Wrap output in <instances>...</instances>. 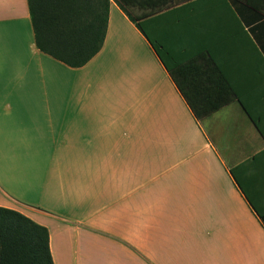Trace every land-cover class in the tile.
Listing matches in <instances>:
<instances>
[{
    "label": "crops",
    "instance_id": "1",
    "mask_svg": "<svg viewBox=\"0 0 264 264\" xmlns=\"http://www.w3.org/2000/svg\"><path fill=\"white\" fill-rule=\"evenodd\" d=\"M82 1L91 18L107 12L106 34L72 67L38 47L28 0H0V206L48 229L54 264H264L253 10ZM214 65L235 97L199 119L179 83L203 100Z\"/></svg>",
    "mask_w": 264,
    "mask_h": 264
},
{
    "label": "trees",
    "instance_id": "2",
    "mask_svg": "<svg viewBox=\"0 0 264 264\" xmlns=\"http://www.w3.org/2000/svg\"><path fill=\"white\" fill-rule=\"evenodd\" d=\"M239 1L234 2L235 7L239 11L240 3L250 7L255 13L251 21L256 22L254 26L258 25V30H261L264 26V0ZM28 2L36 42L42 51L69 66L79 67L101 50L106 34L107 12L104 17L98 15L97 18H91L88 16V3L82 0H28ZM242 18L248 23L245 16ZM134 20L136 21L135 18ZM136 23L141 27L140 23L137 21ZM151 43L164 60L159 46L152 40ZM169 69L177 79V69ZM209 74H212L218 91L212 95H204L203 100L190 97L178 82L187 102L199 119L210 115L235 97L233 87L218 67L215 65L210 67ZM0 264H54L48 229L17 210L0 206Z\"/></svg>",
    "mask_w": 264,
    "mask_h": 264
}]
</instances>
